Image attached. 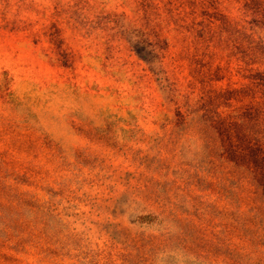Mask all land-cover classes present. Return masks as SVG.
Instances as JSON below:
<instances>
[{
    "label": "rangeland",
    "instance_id": "1",
    "mask_svg": "<svg viewBox=\"0 0 264 264\" xmlns=\"http://www.w3.org/2000/svg\"><path fill=\"white\" fill-rule=\"evenodd\" d=\"M0 264H264V0H0Z\"/></svg>",
    "mask_w": 264,
    "mask_h": 264
}]
</instances>
